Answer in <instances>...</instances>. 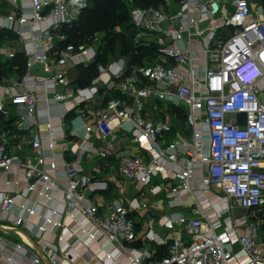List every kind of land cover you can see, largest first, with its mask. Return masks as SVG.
I'll return each mask as SVG.
<instances>
[{
  "label": "built area",
  "instance_id": "built-area-1",
  "mask_svg": "<svg viewBox=\"0 0 264 264\" xmlns=\"http://www.w3.org/2000/svg\"><path fill=\"white\" fill-rule=\"evenodd\" d=\"M21 1L1 0L0 10L3 3L16 9ZM30 3V18H17L14 13L8 17L17 23L23 41L32 45L23 53L27 59L25 79L52 84L46 98L52 93L54 102L67 108L65 116L99 101L89 113L92 121L85 125L84 139L75 141V131L62 140V150L77 160L50 162L53 174L60 167L65 171L63 194L68 216L73 218L79 212L93 226L92 230L82 229V234L89 241L106 238L128 257L129 264H264L259 225L248 216L264 210V6L252 0H168L166 10L132 6V24L138 34L156 45V61L130 69L129 62L118 55L114 62L99 66L89 85L72 90L69 74L96 63L105 36L97 34L89 43L65 44L64 27L73 26L86 5L79 0ZM10 29L7 25L0 30ZM19 53L16 48L0 51L9 60ZM36 67L42 76L32 75ZM21 86L24 91L1 98L0 113L6 114L7 106L15 107L21 130L32 132L38 126L46 131L32 132L33 156L28 158L11 152L8 140L1 136L0 172L22 169L29 192L38 184L49 192L60 183L55 175L42 170L47 162L44 140L49 139L52 155L59 143L53 123L37 119L41 102L37 90L12 84L13 88ZM150 101L182 107L190 138L181 147L170 141V123L146 117ZM119 132L130 138L124 150L113 141ZM93 135L108 140L105 149L94 146ZM131 141L148 159L131 154ZM87 157L101 161L115 158L116 176L147 195L160 196L163 189L157 181L172 180L165 195L170 207H184V199L194 194L193 184L198 183L208 208L194 210L192 218L171 214L161 219L159 223L168 235L162 239L151 229L149 239L166 246L167 255L154 262L150 254L128 247L138 238L131 213L150 210V205L134 200L127 208L115 202L104 214H98L88 193L100 190L99 183L80 166ZM170 165L179 166L171 169V175ZM34 179L36 183H32ZM214 194L226 206L220 214L210 213L214 205L209 198ZM17 207L14 196L0 191V222L11 224L2 226L3 235L26 225L23 217L15 216ZM21 208L30 216L36 213L33 208ZM239 212L242 215L237 216ZM46 225L38 227L42 236L47 227L62 228L61 220L52 217L46 219ZM36 246L29 254L32 264H61L59 251L47 241L40 240ZM22 248L16 246L17 250ZM105 259L115 256L105 252ZM84 264L91 262L84 260Z\"/></svg>",
  "mask_w": 264,
  "mask_h": 264
},
{
  "label": "crops",
  "instance_id": "crops-1",
  "mask_svg": "<svg viewBox=\"0 0 264 264\" xmlns=\"http://www.w3.org/2000/svg\"><path fill=\"white\" fill-rule=\"evenodd\" d=\"M1 1V0H0ZM253 1V0H252ZM256 4L262 5L259 1ZM177 7H179L177 5ZM176 7V8H177ZM14 13L17 18L25 16L31 17V3L30 0L21 1L16 9H13L10 3H3L0 10V29L2 26H11L10 30H0L8 36L5 41L0 42V51H9L16 48L20 53H24L25 49H32V45L25 43L18 33V25L16 22L11 23L8 17ZM48 24H45V26ZM145 39V38H144ZM145 42L150 46L152 41L148 39ZM3 61H9L6 56L0 55ZM117 56L108 59L104 66L117 60ZM129 62V57H124ZM38 68V67H37ZM41 70L40 68H38ZM26 75V74H25ZM18 77L17 75H9L0 79V100L3 96H9L11 92H21L25 87L13 88V83L26 85L27 88H35L37 94L41 99L38 107L37 119L42 122L53 123L56 132V140L59 147L55 150V154H51L49 149L50 141L44 140V155L47 159L44 169L45 172L53 174L50 168V162L57 161L59 164L64 160L76 161L77 156L62 150V140L65 135L71 132H77L78 138L75 141L83 140L86 136L85 125L90 123L92 118L89 113L99 105L97 100L89 106L82 107V110L73 112L69 116H65L67 108L54 102L51 90L52 84H43L33 80ZM81 76L80 69H76L69 74V81L72 83V90L82 88L79 79ZM26 88V89H27ZM46 90H50V95L46 98ZM146 117L154 121H163L170 123L173 126V132L170 136V141L176 142L181 147L184 141L190 138V132L186 128V115L181 106L174 104H164L162 102L150 101L147 107ZM40 131L45 134L43 127H35L32 131L35 133ZM32 132H26L19 128L18 123V109L12 106H7V113H0V137L4 136L9 143L11 152L19 154L22 158L33 156L32 150ZM115 143L118 148L124 150L128 144V136L125 133L119 132L114 136ZM130 139V138H129ZM73 140V139H72ZM74 141V140H73ZM92 143L98 149H105L107 141L99 139L98 136L93 135ZM206 143H209V138L206 137ZM131 154L136 157L148 159L146 152L138 149L131 141ZM118 161L115 158H110L106 161L97 160L95 158L87 157L81 161L80 166L83 172L92 176L93 180L99 183L100 190L89 192L88 197L96 209L98 214H104L110 205L115 202L123 203L127 208L134 200L149 204L150 210H143L140 212H132L131 219L136 224L138 238L135 243L128 247L137 252H146L152 256L154 262L162 260L167 255V247L158 243L152 242L150 233L153 232L162 239L168 235L167 231L160 225V220L165 216L171 214H184L192 218L193 211L198 208L207 209V198L201 195V186L198 183L193 184L194 194H190L184 199V207H170L169 201L165 199V195L170 191L173 181L162 183L157 181V185L162 187L160 196L147 195L140 191L129 182L123 181L116 176ZM179 166H171L169 173L172 170H177ZM172 169V170H171ZM55 178L60 183L59 188H53L46 192V188L42 184H38L35 191H28V182L25 172L22 169L14 168L9 172H0V191L14 196L18 202V207L15 211V216L23 217L26 221L24 227L15 228L9 235H3L1 232L2 226H11L9 223L0 222V235L4 236V242L0 243V264H32L30 258L34 251L31 247L37 248L36 244L40 240L47 241L53 248L57 249L60 254L61 264H84V260H88L91 264H129L128 257L123 255L120 248L116 245L108 244L106 238L100 237L97 241H89L86 236L82 234V229H93L91 222L81 213H75L72 218L66 212V204L64 202L63 190L67 184L65 171L60 167ZM200 177V173L198 174ZM34 179L32 183H36ZM208 196V195H207ZM214 205L210 213H222L226 210L219 197L214 194L209 198ZM33 208L35 215L30 216L21 207ZM57 212V214H55ZM54 218L56 221L62 222V228L56 229L53 226L47 227L48 232L45 236L39 232L38 227L46 225L47 218ZM47 226V225H46ZM58 237H63L59 241ZM22 245L21 250H17L16 246ZM105 252L113 254L115 259L106 260ZM12 261L9 262V259Z\"/></svg>",
  "mask_w": 264,
  "mask_h": 264
},
{
  "label": "trees",
  "instance_id": "trees-1",
  "mask_svg": "<svg viewBox=\"0 0 264 264\" xmlns=\"http://www.w3.org/2000/svg\"><path fill=\"white\" fill-rule=\"evenodd\" d=\"M86 6L80 19L70 27H64L62 33L67 36L65 44L89 43L97 34H103L104 44L101 47L98 60L89 68H79L81 76L79 83L85 87L97 76L99 66H104L109 58L115 56L129 57L130 69L133 66H144L143 58L151 53L157 55V47L139 46L129 49L126 36L117 34L115 29L124 26V29L135 30L132 24L131 8L121 4L119 0H79ZM179 2L181 0H175ZM264 6V0H258ZM135 7L143 9H162L164 0H134ZM167 9V8H166ZM6 36L0 33V42L5 41ZM63 47V45H60ZM144 54V56H143ZM27 73V59L19 53L15 59L3 61L0 58V79L9 75L23 77Z\"/></svg>",
  "mask_w": 264,
  "mask_h": 264
},
{
  "label": "rangeland",
  "instance_id": "rangeland-1",
  "mask_svg": "<svg viewBox=\"0 0 264 264\" xmlns=\"http://www.w3.org/2000/svg\"><path fill=\"white\" fill-rule=\"evenodd\" d=\"M167 1L168 0H164V4H162L161 8L163 10H166L167 8ZM255 2H258V0H253ZM119 2H121V4H126L127 8L130 9L132 6H135L134 4V0H119ZM115 32L117 34H121L122 36L125 35L126 36V42L128 44L129 49H134L137 48L139 46H148V44L145 42L146 39H144L145 37L138 34L137 32H135L134 30H127L124 29V26L122 27H117L115 29ZM144 56V54H143ZM157 55L155 53H151L150 55H148L147 57L144 56L143 58V64L144 65H148L150 64L152 61H156ZM242 215L241 212L237 213V216ZM249 219L254 223L259 225V236H260V240L264 241V210L263 211H257V212H253L251 214L248 215Z\"/></svg>",
  "mask_w": 264,
  "mask_h": 264
},
{
  "label": "water",
  "instance_id": "water-1",
  "mask_svg": "<svg viewBox=\"0 0 264 264\" xmlns=\"http://www.w3.org/2000/svg\"><path fill=\"white\" fill-rule=\"evenodd\" d=\"M32 75L34 76H42V71L39 70L37 67L32 70Z\"/></svg>",
  "mask_w": 264,
  "mask_h": 264
}]
</instances>
